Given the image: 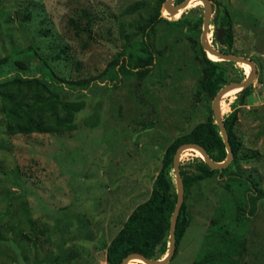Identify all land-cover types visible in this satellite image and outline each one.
<instances>
[{
  "label": "rangeland",
  "instance_id": "1",
  "mask_svg": "<svg viewBox=\"0 0 264 264\" xmlns=\"http://www.w3.org/2000/svg\"><path fill=\"white\" fill-rule=\"evenodd\" d=\"M138 1L145 8L122 17ZM156 1L0 0V59L10 57L0 66V85L15 78L40 79L61 101L85 104L75 132L28 137L9 131L0 95V264H108L105 247L134 209L149 200L167 147L208 121L215 98L201 88L206 64L200 51V0H192L180 17L162 8L164 20L183 18L184 23L161 22L150 37L154 64L143 76L135 69L144 56L143 37H133L139 46L130 47L132 26L151 15ZM224 8L233 21L231 48L220 44L216 33L215 14ZM84 10L95 18L90 38L77 35L69 24ZM209 41L217 50L255 63L250 104L239 106V93L222 99L224 120L233 104L239 109L240 154L250 159L233 167L242 179L214 177L194 188L187 200L192 223L169 264H199L207 255L233 251L225 233L244 244L240 264H264V199L254 215L245 200L247 181L259 183L264 192V0H214ZM30 46L48 62L52 75L36 67L30 73L14 68ZM61 49H66L63 59L54 61ZM222 71L228 84L252 74L251 67L232 62L222 63ZM83 80L92 81L88 87L75 85ZM198 155L183 153L181 173L197 172ZM170 178L177 194L174 170ZM168 253L169 243L167 254L155 260Z\"/></svg>",
  "mask_w": 264,
  "mask_h": 264
},
{
  "label": "trees",
  "instance_id": "2",
  "mask_svg": "<svg viewBox=\"0 0 264 264\" xmlns=\"http://www.w3.org/2000/svg\"><path fill=\"white\" fill-rule=\"evenodd\" d=\"M180 3L185 0H178ZM213 1V0H212ZM166 0H157L153 12L148 18L141 17L140 26L134 27L136 30L132 36H129V46L134 43L133 37L142 35V53L143 57L138 58L135 69L140 76L146 75V70L154 64L155 58L150 46V37L161 22H166L174 27H181L184 23L183 18L176 21L168 22L162 17V8ZM214 3V2H213ZM146 3L138 1L128 6L123 12L122 17L136 15L144 9ZM214 7V6H213ZM223 14V15H222ZM30 16L28 15L26 20ZM95 18L91 16L88 10L82 12L78 20L71 19L70 26L76 31L77 35L85 33L92 36V25ZM215 26L219 29H225L222 35V43L229 48L234 43L233 21L228 9L217 11L215 14ZM85 21V24L83 23ZM122 33L126 34L125 26H122ZM44 35H48L46 32ZM124 37H127L124 36ZM84 48L89 46L88 42L84 43ZM134 46H139L134 43ZM200 51L205 57L206 67L204 68L203 78L201 80L202 91L209 97L215 98L220 90L228 84V80L222 71V63L215 62L207 57V53L200 46ZM66 49H61L54 55V61L62 60ZM7 56L0 59V66L9 62ZM17 71L30 73L34 67L36 70L48 76L53 72L48 62L41 58L33 47H28L21 52L20 59L13 63ZM127 67L123 66V71ZM92 80H83L76 82L78 87H88ZM243 81V80H241ZM240 81V82H241ZM50 84L40 79H23L15 78L14 80L0 85V95L4 102V111L9 131L13 135H22L31 137L33 135H62L75 132L78 128V114L85 109L84 103L64 102L50 89ZM253 97L252 87L239 92L236 100L239 106H248ZM233 112L225 119V126L229 134V142L234 153L233 162L224 170H212L202 159L195 162L197 172H182V180L185 188V201L182 205L181 212L177 222L176 230V251L172 260L178 254L180 244L192 223V215L187 208V200L192 194L194 188L202 182L211 180L214 177L224 179L230 178L231 181L242 179L239 171H234L233 167H240L243 160L248 161L250 157L247 153L243 156L240 154L242 143L240 142L235 129L237 113L239 109L235 104L232 105ZM63 113V115L60 114ZM198 144L205 148L210 158L222 163L227 159L226 146L220 135V130L215 124L213 111L207 122L197 125L190 133L174 140L166 149L162 167L155 178L152 194L148 201L137 206L124 223L123 228L119 231L112 242L105 247L106 260L108 264H121L124 259L134 253H139L148 259H159V255H165L168 251L170 242V221L173 215L177 194L170 173L174 169V157L177 150L184 144ZM199 156V155H198ZM182 168V166H181ZM249 187L245 192L246 209L249 214L254 215L258 203L264 199V192L259 189V183L248 182ZM35 227V224L32 223ZM223 239L233 246V251L224 254H210L205 256L199 264H240L243 258L244 244L241 240L234 238L229 233H225ZM162 259V258H160Z\"/></svg>",
  "mask_w": 264,
  "mask_h": 264
},
{
  "label": "water",
  "instance_id": "3",
  "mask_svg": "<svg viewBox=\"0 0 264 264\" xmlns=\"http://www.w3.org/2000/svg\"><path fill=\"white\" fill-rule=\"evenodd\" d=\"M200 1L204 5V23H203V33L201 36V45H202L203 50L207 53V55H209L210 53V54H213L214 56H217L220 59V61L232 62L236 64H246L250 66L252 69V74L248 76L245 81L235 82V83H231V84L224 86L220 90V92L217 94V96L215 97L213 101L212 111H213V116L215 119V124L218 126L220 130V135L226 146V151H227L228 156L224 162L217 163L210 158L209 154L207 153L204 147L198 144H192V143L184 144L177 150L175 157H174V163H173L174 169L173 170L175 172L179 187H178V193H177V203H176V206H175V209L171 217V221H170L169 253L165 258L161 260L148 259L139 253H134V254L129 255L126 259H124L121 264H131L132 262L136 260H141L142 264H169L171 262L175 254V251H176L177 222H178V218H179L181 208L184 203V197H185L184 196L185 188H184L182 175H181V169H180L181 157L185 151L195 150V151L200 152L203 156L202 160L212 170L222 171L226 169L234 160V153H233V150L229 142V134L225 126V120L223 118L222 99L225 97V95H227L232 90L241 89L240 91H242L252 86L257 78V70H256L255 63L253 61L246 59L244 57L233 55V54H227L225 52L215 49L211 45L209 41V34H210L211 23H212V18H213L214 3L212 0H200ZM173 2L174 0H166L165 4L163 5V9L168 11L171 17H175L182 11L186 10L190 6L192 0H185L184 2L178 5H174ZM224 33H225V29H221L218 34V41L220 44H223L222 35Z\"/></svg>",
  "mask_w": 264,
  "mask_h": 264
},
{
  "label": "bare ground",
  "instance_id": "4",
  "mask_svg": "<svg viewBox=\"0 0 264 264\" xmlns=\"http://www.w3.org/2000/svg\"><path fill=\"white\" fill-rule=\"evenodd\" d=\"M181 13H182V12H181ZM181 13H179V14L177 15V17H180V16H181V15H180ZM208 56H209L210 59L213 60V61H219L218 57H217V56H214L213 54H210V53H209ZM242 65H243V64H242ZM244 65H246V64H244ZM246 66H248V65H246ZM248 67L250 68V66H248ZM240 90H241V89H235V90H232V91L229 92L227 95H225L224 98L229 97L230 95H233V94H237V93L240 92ZM222 111H223V113H224V110H222ZM195 152H197L201 157H203L202 154H201L200 152H198V151H195ZM135 262H137V263H142L141 260H136Z\"/></svg>",
  "mask_w": 264,
  "mask_h": 264
},
{
  "label": "flooded vegetation",
  "instance_id": "5",
  "mask_svg": "<svg viewBox=\"0 0 264 264\" xmlns=\"http://www.w3.org/2000/svg\"><path fill=\"white\" fill-rule=\"evenodd\" d=\"M213 2H214V0H213Z\"/></svg>",
  "mask_w": 264,
  "mask_h": 264
},
{
  "label": "clouds",
  "instance_id": "6",
  "mask_svg": "<svg viewBox=\"0 0 264 264\" xmlns=\"http://www.w3.org/2000/svg\"><path fill=\"white\" fill-rule=\"evenodd\" d=\"M216 62V61H215Z\"/></svg>",
  "mask_w": 264,
  "mask_h": 264
}]
</instances>
